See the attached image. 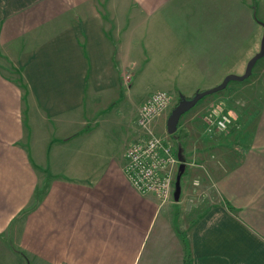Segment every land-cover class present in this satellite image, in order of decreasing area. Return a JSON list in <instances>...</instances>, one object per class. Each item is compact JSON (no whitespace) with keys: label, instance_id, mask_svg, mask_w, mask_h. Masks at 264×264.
I'll return each mask as SVG.
<instances>
[{"label":"crops","instance_id":"crops-1","mask_svg":"<svg viewBox=\"0 0 264 264\" xmlns=\"http://www.w3.org/2000/svg\"><path fill=\"white\" fill-rule=\"evenodd\" d=\"M263 41L264 0H0V263L264 264V61L182 116L166 204L124 174L139 129L117 151L91 122L125 90L137 123L156 92L220 86ZM218 100L236 120L210 136Z\"/></svg>","mask_w":264,"mask_h":264},{"label":"built area","instance_id":"built-area-1","mask_svg":"<svg viewBox=\"0 0 264 264\" xmlns=\"http://www.w3.org/2000/svg\"><path fill=\"white\" fill-rule=\"evenodd\" d=\"M173 101L168 92L152 94L142 106L137 121L141 135L126 152L124 174L142 195H155L162 204L170 202L175 189V176L180 165L174 145L150 130V124L168 111ZM208 135L224 134L236 118L222 106L210 108L205 117Z\"/></svg>","mask_w":264,"mask_h":264},{"label":"rangeland","instance_id":"rangeland-1","mask_svg":"<svg viewBox=\"0 0 264 264\" xmlns=\"http://www.w3.org/2000/svg\"><path fill=\"white\" fill-rule=\"evenodd\" d=\"M260 43L261 42H256L255 40H254V43H250V46H249V55L250 56L253 55V51H254L253 49L256 50L258 44H260ZM263 61H264V57H263V59L261 58L255 64L256 66H254V68L252 70L253 76H255L256 73L261 72V66L263 64L262 63ZM248 65L249 64H244V66H242V67H239V66L234 67V72H233L234 74L233 75H235V74L245 75L247 70H248ZM187 83L192 85L195 82H187ZM230 84L234 86L236 84H242V83L236 82V81H231ZM198 91H206V90H204V89L196 90L192 95L194 96L195 94H197ZM223 92H224V90H222L218 93H215V94H221V93L224 94ZM169 94L174 99L171 103L170 108L168 109V112H170V115H171V113L174 111V109L177 107L178 103L181 100H178V98H176L174 94H172V93H169ZM193 96H191L190 98H192ZM212 96H213V94L203 98L204 102ZM222 100H218V101L211 102L210 104H206V106L204 108L206 110L205 111L203 110L202 112H206V111L208 112L210 110V108L216 107V106H222L224 108V110H226L227 112H230L229 108L224 105V101L222 102ZM134 104H135V102L133 100V97H130L128 90H125L123 92L122 103L119 106H116L115 108H113L112 110H108L107 112H103L101 114H98L97 116H94L92 118L94 120H91V122H93L92 127H94L96 124L95 128H97V130H99V131L104 132V135L107 137V139L110 140L111 144L114 146V148L117 151L118 150L122 151L126 147V145H128L129 142L131 141L133 131L135 129H137V130L139 129L135 119H133V109L132 108L134 107ZM196 106H198V104ZM196 106L194 108H196ZM110 109H111V107H110ZM202 114H204V113H202ZM202 114L200 115L199 118L203 123H205L204 116L206 115V113L203 116H202ZM165 123H166V126H165ZM138 131H140V130H138ZM154 133L158 136L167 138L174 145L176 150H178L177 147H178L179 143L181 142L182 138L184 136H186V135L181 134V133L178 135L177 132L175 134H169L168 130H167V121H164L162 126H158V128H155ZM225 133H228V132H225ZM179 170H180V168H179ZM179 174L180 173L178 171V173L176 174V178H175V188L176 189H177L176 182H177V178L179 177ZM176 189H174V194H173V198H172L173 200H175L174 195H175ZM11 258H12V256L3 257V258H1V263L4 264V262H6V260L8 262H12ZM24 261H25V264H31L30 260L28 259L27 256H24ZM19 262H20V260H19Z\"/></svg>","mask_w":264,"mask_h":264},{"label":"water","instance_id":"water-1","mask_svg":"<svg viewBox=\"0 0 264 264\" xmlns=\"http://www.w3.org/2000/svg\"><path fill=\"white\" fill-rule=\"evenodd\" d=\"M263 57H264V41L261 51L250 61L248 65V70L244 76L241 77L235 75L228 76L220 86H217L211 90L200 91L197 94H195L192 98H182L168 119L167 122L168 133L175 134L178 130V126L182 116L185 115L187 112H189L191 109H193L203 98L224 90L230 81H244L245 79L249 78L252 74V70L255 64L257 63L258 60H260ZM182 170L183 168L180 167V171ZM180 176L181 173L179 174V177L177 178V182H176V187H177L176 196L178 195L180 188Z\"/></svg>","mask_w":264,"mask_h":264},{"label":"trees","instance_id":"trees-1","mask_svg":"<svg viewBox=\"0 0 264 264\" xmlns=\"http://www.w3.org/2000/svg\"><path fill=\"white\" fill-rule=\"evenodd\" d=\"M187 251H186V264H192L191 263V253H190V249L188 248V246H186Z\"/></svg>","mask_w":264,"mask_h":264}]
</instances>
